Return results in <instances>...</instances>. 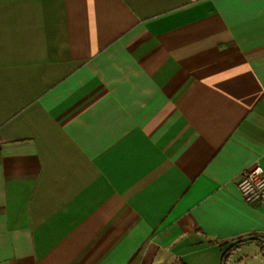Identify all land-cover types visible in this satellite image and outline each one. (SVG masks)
Returning a JSON list of instances; mask_svg holds the SVG:
<instances>
[{"label": "crops", "instance_id": "1", "mask_svg": "<svg viewBox=\"0 0 264 264\" xmlns=\"http://www.w3.org/2000/svg\"><path fill=\"white\" fill-rule=\"evenodd\" d=\"M256 164L264 0H0V264H264Z\"/></svg>", "mask_w": 264, "mask_h": 264}, {"label": "built area", "instance_id": "2", "mask_svg": "<svg viewBox=\"0 0 264 264\" xmlns=\"http://www.w3.org/2000/svg\"><path fill=\"white\" fill-rule=\"evenodd\" d=\"M238 187L249 205H264V168L256 164L240 175Z\"/></svg>", "mask_w": 264, "mask_h": 264}, {"label": "rangeland", "instance_id": "3", "mask_svg": "<svg viewBox=\"0 0 264 264\" xmlns=\"http://www.w3.org/2000/svg\"><path fill=\"white\" fill-rule=\"evenodd\" d=\"M257 250H258L257 247H253V249L243 250L242 255L247 254V256H248L247 262H255L257 264H262L260 257H259V251H257ZM251 254H253V255H251Z\"/></svg>", "mask_w": 264, "mask_h": 264}]
</instances>
